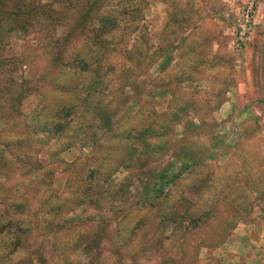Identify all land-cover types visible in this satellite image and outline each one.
Returning a JSON list of instances; mask_svg holds the SVG:
<instances>
[{
    "label": "trees",
    "instance_id": "1",
    "mask_svg": "<svg viewBox=\"0 0 264 264\" xmlns=\"http://www.w3.org/2000/svg\"><path fill=\"white\" fill-rule=\"evenodd\" d=\"M118 1L0 0V178L19 166L28 175L34 174L39 185L37 216L45 241L37 252L38 264H56L55 260L73 264L75 255L85 257L83 264H137L145 251H131L134 239L122 237L112 241L111 256H101L106 219L88 217V221L98 223L91 233L69 218L56 221L62 214L76 211L68 207L69 202L100 209L103 201L110 208L118 201L148 209L158 220L161 234L170 227L173 236L180 234L181 238L199 229L202 219L208 216L207 211L186 207V199L171 196L172 188L185 175L214 158L210 149L173 144L172 132L185 116L188 104L175 102L177 107L168 112L151 109L138 125L120 130L117 126L111 100L117 90L115 80L121 82V89L133 88L129 82L132 66L120 57L130 60L132 52L122 49L124 37L122 34L120 39L118 30L124 35L130 32L139 12L132 0ZM159 2L166 6L164 27L168 37L188 29L187 37H176V50L183 42H189L190 48L196 42L197 28L191 13L184 11L177 0ZM199 39L211 42L201 33ZM13 41L21 43L19 54L12 49ZM37 49L45 58L44 74L32 78L29 72L18 75L19 69L27 68L25 59ZM194 50L191 46L190 54ZM168 56L165 54L158 66L159 73L168 67ZM199 63L206 62L201 59ZM220 105L219 102L215 109ZM198 129L191 124L186 130L194 134ZM98 133H102V138ZM81 142L92 145L86 163L88 173L80 194L73 201L63 200L51 188L53 164L64 165L60 154ZM43 154L48 157L47 163L40 160ZM167 155L171 161L165 167L154 166ZM121 170L128 176L119 183L113 182V174ZM134 183L140 186L135 195L131 192ZM253 186L257 187L249 184ZM13 207L20 212L25 210V205L17 202ZM186 220L190 228L184 226ZM236 224L232 223L230 230ZM228 231L222 228L215 241L202 246H221ZM28 232V226L14 223L7 218V211H0V235L11 233L13 237L10 253L25 249ZM45 248L50 258L43 254Z\"/></svg>",
    "mask_w": 264,
    "mask_h": 264
},
{
    "label": "rangeland",
    "instance_id": "2",
    "mask_svg": "<svg viewBox=\"0 0 264 264\" xmlns=\"http://www.w3.org/2000/svg\"><path fill=\"white\" fill-rule=\"evenodd\" d=\"M242 1L223 0L225 31L218 35L216 49L213 40L218 31L214 17L215 0H177L184 11L191 13L197 28L195 44L189 48V42H183L176 50V37H187L188 29L168 37L164 27L166 10L159 0H132L139 9L137 19L131 23L130 32L124 35L118 30V35L120 39L122 34L124 37L122 49L132 52L130 60L123 55L120 57L132 66L129 82L133 83V88L123 86L121 89L120 81L115 80L117 90L111 100L116 110L117 126L119 130L134 127L151 109L168 112L177 107L175 102L188 104L181 123L172 132L173 144L182 148L186 145L189 149L191 144L210 149L214 158L185 175L172 188L171 196L186 199V207L207 211L208 216L202 219L199 229L181 238L180 234L173 236L170 227L161 234L157 229L158 220L148 209L129 207L118 201L111 208L103 201L100 209L88 204L82 208L69 202L68 207H74L76 211L62 214L56 221L63 222L69 218L91 233L97 229L98 223L97 220L88 221V217L106 219L101 256H111L109 248L112 241L130 237L134 239L131 251L145 249L137 264H218L223 254L218 250H223L238 225L264 224V0H259L254 16V34L246 44L241 64L237 65L230 48V33L234 14ZM188 2L195 8H190L186 4ZM200 33L211 42L198 41ZM12 46L19 54L21 43L13 41ZM191 46L195 48L193 54H190ZM165 54H169V65L159 73L158 66L165 59ZM201 59L205 60L204 65H200ZM25 63L27 68L19 69L18 75L25 76L29 72L31 78L38 77L46 70L40 49L29 54ZM196 65L198 67L193 68ZM117 73L119 76L120 72ZM185 75H190V78ZM219 102L220 107L215 109ZM191 124L199 128L194 134L186 130ZM98 135L102 138V133ZM91 148L90 143L81 142L60 154L64 165L53 164L55 171L51 188L54 195L73 201L80 194L88 173L89 165L86 163ZM40 160L47 163L48 157L43 154ZM169 161L171 159L167 155L154 166L161 169ZM127 176L128 172L121 170L113 174L112 180L119 183ZM249 184L257 187H249ZM38 189L34 174L28 175L19 166L0 178V211H7L8 219L28 226L29 231L25 249L13 253H10L12 234L0 235V264H38L37 252L45 241L40 235L42 230L37 216L38 198L41 196ZM139 191L140 186L134 183L131 192L135 195ZM16 202L25 205L23 212L13 207ZM80 218L84 222H80ZM234 222L237 224L230 230L229 226ZM183 224L190 228L187 220ZM222 228H227L229 235L221 246H202V243L215 241V235ZM46 249L43 254L50 258L45 253ZM72 257L73 264L85 262L82 255ZM55 262L63 264L58 260ZM49 264H53L52 261Z\"/></svg>",
    "mask_w": 264,
    "mask_h": 264
},
{
    "label": "crops",
    "instance_id": "3",
    "mask_svg": "<svg viewBox=\"0 0 264 264\" xmlns=\"http://www.w3.org/2000/svg\"><path fill=\"white\" fill-rule=\"evenodd\" d=\"M186 4L190 6V2ZM222 4L223 0H215L214 17L216 18V27L218 29L217 37L214 41V47L216 49L218 48L219 44L218 35H221V33L225 31L224 20L222 17ZM162 6L166 10V6L163 4ZM165 10L163 9L164 15ZM193 13L196 12L194 11ZM196 15H198V13H196ZM263 246L264 224L259 225L256 223L254 225L252 222L249 224H240L234 230L231 237L226 241L223 250H218V253L223 252L222 257L220 256L221 258L218 260V264H264Z\"/></svg>",
    "mask_w": 264,
    "mask_h": 264
},
{
    "label": "built area",
    "instance_id": "4",
    "mask_svg": "<svg viewBox=\"0 0 264 264\" xmlns=\"http://www.w3.org/2000/svg\"><path fill=\"white\" fill-rule=\"evenodd\" d=\"M259 0H244L234 14V26L230 33L231 52L235 63L241 64L246 44L255 31V12L259 8Z\"/></svg>",
    "mask_w": 264,
    "mask_h": 264
}]
</instances>
